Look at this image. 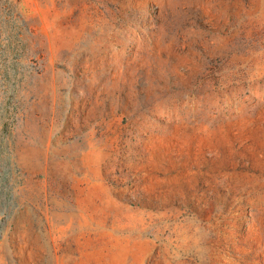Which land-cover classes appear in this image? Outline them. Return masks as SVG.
I'll use <instances>...</instances> for the list:
<instances>
[{
    "label": "rangeland",
    "instance_id": "obj_1",
    "mask_svg": "<svg viewBox=\"0 0 264 264\" xmlns=\"http://www.w3.org/2000/svg\"><path fill=\"white\" fill-rule=\"evenodd\" d=\"M0 264H264V0H0Z\"/></svg>",
    "mask_w": 264,
    "mask_h": 264
}]
</instances>
